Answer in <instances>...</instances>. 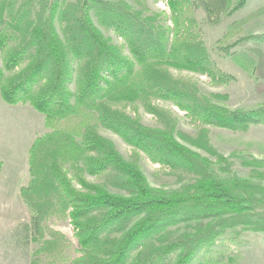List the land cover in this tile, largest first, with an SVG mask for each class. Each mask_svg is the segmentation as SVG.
<instances>
[{
	"label": "trees",
	"instance_id": "trees-1",
	"mask_svg": "<svg viewBox=\"0 0 264 264\" xmlns=\"http://www.w3.org/2000/svg\"><path fill=\"white\" fill-rule=\"evenodd\" d=\"M134 1L139 8L126 0H0V95L8 104L31 105L44 115L47 129L28 149L29 180L20 190L31 213L26 242L36 244L30 264L66 260L69 241L50 227L52 217L73 224L80 255L70 264H200V253L209 254L227 233L235 239L245 231L264 232V185L217 175L214 161L198 150L228 171L209 126L245 132L264 125V103L231 108L222 102L228 95L204 92L196 81L171 72L206 74L215 83L233 79L212 57L196 11L203 9L218 24L248 0H164L170 15L146 0ZM94 16L123 44L107 36ZM261 16L264 5L233 20L217 40L259 93L264 50L232 48L264 42V33L242 35ZM157 100L185 111L197 123L196 133L181 129ZM120 103H141L157 125L145 124ZM100 127L118 134L134 154L144 152L190 180L171 190L153 186L138 161L125 158ZM252 144L264 150V142ZM245 164L264 178V158ZM181 224L194 229L172 236L171 228Z\"/></svg>",
	"mask_w": 264,
	"mask_h": 264
},
{
	"label": "rangeland",
	"instance_id": "rangeland-1",
	"mask_svg": "<svg viewBox=\"0 0 264 264\" xmlns=\"http://www.w3.org/2000/svg\"><path fill=\"white\" fill-rule=\"evenodd\" d=\"M126 1L133 7L139 8L134 0ZM146 2L153 10L166 11L167 15H170L166 1L146 0ZM263 5L264 0H248L244 8L233 16L224 18L218 24L211 23L203 9L196 11L203 38L212 57L224 72L233 76V79L215 83L206 74L172 68L173 75L196 81L204 92L228 95L227 99L222 102L231 108H252L263 104L264 92L259 93L254 89V80L237 66L217 44V40L222 37L229 23L246 16ZM94 20L99 25L95 16ZM100 27L114 42L123 44V39L113 30ZM257 33H264V16L248 22L244 26L242 35ZM244 46H258L264 50V42L256 40L245 41L232 50L241 49ZM125 51L128 52L126 48ZM0 65H2L1 59ZM71 86L75 87L74 84ZM0 102L4 104L0 105V160L3 162L0 172V264H26L31 261L32 251L36 244L31 241L26 242V225L30 222L31 213L21 198L20 190L29 180L28 148L32 141L47 129L44 115L31 105L8 104L1 95ZM156 102L173 112L181 129L192 134L196 133L197 123L185 111L168 101L157 100ZM118 106L132 115L139 116L147 125H157L156 117L146 112L141 103H120ZM209 127L211 143L229 162V170L223 171L220 165L215 162L216 157L198 149L202 155L208 156L214 161L213 171L226 178L231 176L249 177L254 182L264 185V178L255 176L252 168L245 164V160L253 157L264 158V150L259 149L256 144H252L255 141L264 142V125H253L245 132H233L216 126ZM100 133L111 138L125 158L137 160L153 186L171 190L181 187L183 183L190 180V177L181 178L179 174L172 172L169 168L152 162L144 152L134 154L133 147L128 145L118 134L104 127H100ZM87 179L90 181L101 180L99 177L91 175H87ZM75 184L78 185L77 181ZM110 189L114 193H122L121 190ZM49 225L66 235L69 248L66 260L62 264H70L72 258L80 255L79 243L71 220L52 217ZM193 229V225L181 224L172 227L170 234L175 236L193 231ZM197 262L200 264H264V232L245 231L235 239L229 232L218 240L209 254L200 253Z\"/></svg>",
	"mask_w": 264,
	"mask_h": 264
},
{
	"label": "crops",
	"instance_id": "crops-1",
	"mask_svg": "<svg viewBox=\"0 0 264 264\" xmlns=\"http://www.w3.org/2000/svg\"><path fill=\"white\" fill-rule=\"evenodd\" d=\"M0 105L2 106V105H4V104H2L1 102H0ZM33 142V141H32ZM31 145V144H30ZM30 147V146H29ZM29 149V148H28ZM2 171V170H1ZM25 264V263H24ZM26 264H30V262H27Z\"/></svg>",
	"mask_w": 264,
	"mask_h": 264
}]
</instances>
